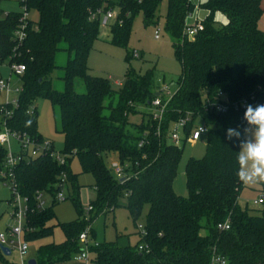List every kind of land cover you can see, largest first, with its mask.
I'll use <instances>...</instances> for the list:
<instances>
[{"label": "trees", "instance_id": "trees-1", "mask_svg": "<svg viewBox=\"0 0 264 264\" xmlns=\"http://www.w3.org/2000/svg\"><path fill=\"white\" fill-rule=\"evenodd\" d=\"M163 1L164 31L172 39L181 74L158 124L144 111L154 99H164L154 87L151 73L138 75L130 70L122 88L114 91L107 79L89 74L87 58L99 31V20L92 19V13L116 10L110 42L126 49L133 19L141 14L144 26L153 24ZM25 4L37 14V21L29 20L20 44L12 33L21 13L9 12L0 18V64L25 68L19 78L18 106L13 109L0 104L12 110V116L1 122L41 142L35 102L48 100L59 111L60 154L65 163L60 165L46 154L22 158L15 167V184L26 200V227L30 229L23 238L35 242L52 236V207L37 209L36 195H51L55 200L62 172L73 186L72 201L78 213L77 220L59 224L63 243L38 247L36 264L64 263L81 251L78 236L87 224L78 208L76 176L71 174L66 157H76L81 172L93 176L96 197L91 205L95 215L123 206L135 223L148 206L144 231L137 229L138 243L90 246L93 264H212L214 255L225 264H264V183H259L263 201L258 214H250L237 202L244 186L236 176L239 141L226 139L229 127L245 125L243 103L264 104V32L258 28L264 11L261 0L204 1L198 6L206 12L203 30L192 40L183 35L185 19L194 10L190 0H26ZM219 13L226 22L216 27ZM61 43L65 49L59 48ZM61 50L68 53V60L62 68L64 89L59 92L52 89L49 75L56 68L55 54ZM130 57L127 52L126 61ZM76 78L83 80L85 93L74 91ZM219 92L223 94L219 100L230 108L226 113L205 111L207 102L215 101ZM31 108L33 115L28 114ZM136 114L147 119L131 124L128 118ZM186 117L185 136L198 124L207 128L206 150L201 159L187 161V197H180L173 190V180L182 149L170 144L167 135L174 122ZM111 153L122 167V178L106 164ZM5 157L6 150L0 146V174ZM121 199L126 200L124 205ZM225 222L229 229L219 230L217 226ZM5 257L0 251V261L5 262Z\"/></svg>", "mask_w": 264, "mask_h": 264}, {"label": "rangeland", "instance_id": "rangeland-1", "mask_svg": "<svg viewBox=\"0 0 264 264\" xmlns=\"http://www.w3.org/2000/svg\"><path fill=\"white\" fill-rule=\"evenodd\" d=\"M194 5V10L186 17L185 25L194 26L197 22H201L206 12L200 9L199 4L206 0H190ZM261 6L264 10V0H261ZM17 0H1L0 1V18H3L9 12H20ZM116 10H113V14ZM166 14V2H162L156 12V17L153 24L144 26L142 23V16L138 14L132 22V29L128 39L127 48L117 47L111 44L110 28L115 23L116 18L109 19L105 24L103 23L104 14L99 17V31L97 40L93 43L91 51L87 58V67L89 74L94 77H101L108 80L111 88L114 91L122 88L126 74L132 70L138 75H144L147 72L152 74L154 87L160 88L163 85L168 86L172 94L177 89V83L181 74L180 64L174 59L172 39L164 31ZM29 20L36 22L37 14L29 11ZM226 18L222 14L216 16V27L225 24ZM260 29L264 30V11L259 20ZM155 32L158 34V39L154 38ZM59 48L65 49L64 43L59 45ZM127 52L131 56L126 61ZM137 53V57L132 54ZM68 60V53L64 50L58 51L55 54L54 62L56 68L49 75L52 89L56 91H63L64 83L61 79L63 75V67ZM0 78L9 80L11 85H20L19 80L10 72L7 62L0 64ZM73 89L76 93H85V85L83 80L76 78L73 81ZM14 94L10 95L12 99ZM8 102L3 92H0V104ZM36 107V129L42 138L49 139L52 142L53 149L60 153L63 149V137L60 134V120L59 111L57 107H53L48 100L37 99ZM140 110V109H139ZM145 113L149 114V109H144ZM108 111H104L106 115ZM0 115V135H5L4 126L1 123ZM129 122L131 124H139L141 121L147 119L141 114L130 115ZM198 122V121H197ZM174 125H171V129ZM180 138L183 139L181 132H178ZM8 152L9 150L14 154H19L21 147L19 143L13 139L8 144L2 146ZM182 149L181 158L177 167L176 175L173 180V190L180 197H187L185 166L190 158L201 159L206 150L205 136H202L196 143L186 142L180 147ZM69 169L72 175L76 176V185L78 188V208L82 211L81 217L88 227V238L90 245L92 243H110L116 242L119 246H134L138 243L139 237L137 234V226L144 227L145 218L148 211V206L145 205L142 209L140 217L135 223L130 218L125 207L120 206L113 211L99 213L89 212L88 208L92 207L91 202L95 200L96 194L94 191V178L91 174H83L80 169L79 162L76 157L68 158ZM117 161L116 154L111 153L106 158V164L110 168L111 163ZM111 169V168H110ZM64 200L56 201L52 199L51 195H44L42 200L45 207H52L54 219L50 222L53 225V234L35 242H26L28 250L25 253V260L35 259L38 247L46 244H61L65 237L59 224L73 222L78 219V213L73 205V186L70 182L62 188ZM11 190L5 183L0 180V233L6 234L7 229L13 227L16 222L12 219L14 208L18 205L11 200ZM261 197L259 183L255 185L244 184L239 197L238 204L241 208L247 209L250 214H258L257 211L261 205H253V201ZM121 205L126 203L125 199H121ZM21 207L25 204L21 201ZM93 218L91 222L88 220ZM85 228V229H86ZM84 229V230H85ZM201 235L204 232L201 231ZM21 240L24 241L23 235ZM81 248L83 244L79 243ZM73 255L67 262L69 264L77 263ZM5 259L10 264L19 263V254L16 249H12L9 256ZM68 264V263H67Z\"/></svg>", "mask_w": 264, "mask_h": 264}, {"label": "built area", "instance_id": "built-area-1", "mask_svg": "<svg viewBox=\"0 0 264 264\" xmlns=\"http://www.w3.org/2000/svg\"><path fill=\"white\" fill-rule=\"evenodd\" d=\"M21 5L20 11V19L19 24L16 29L12 33V37L17 44H20L26 37V29L29 22V11L25 4L26 0H17ZM101 14H104L103 23L105 24L109 19L115 17L116 14H113V10H107L103 12L102 9L96 10L92 13V19H98ZM203 30V25L201 22H197L194 26L184 25L183 27V35L188 39L192 40L199 32ZM155 39H158V34L155 32ZM134 57H137V53H133ZM11 74H13L17 79L22 76L25 68L21 64H11L9 66ZM159 91L163 94L162 98H156L151 102L149 106V116L152 121L157 122L158 124L162 121L163 115L167 106V103L172 98V93L169 90L168 86L163 85L159 88ZM0 92H3L6 96L5 104H9L13 109L17 108V97L21 92V86L11 85L9 80H3L0 78ZM14 94V97L11 99L10 95ZM223 98V94L219 92L217 94V99L213 102H207V107L205 111H213L215 113H226L230 108V105L222 103L220 100ZM220 99V100H219ZM234 108H237V105H233ZM242 108L245 107V103L241 105ZM29 115L34 114V110L31 108L28 111ZM0 115L4 118H10L12 116V110L7 109V107H0ZM189 122V117L183 118L174 122L172 125L173 128L168 131V142L175 147H181L183 142L196 143L202 136H205L207 133V128L203 124H198L194 126V129L188 136L184 134V128L186 124ZM5 129V135H0V146H4L8 144L11 139L17 141L21 147V151L19 154H14L10 150L6 152L5 162L3 170L0 174L2 181L8 186L12 192L11 201L14 200V203L18 206L14 208L12 213V219L16 222V224L7 229L6 234L0 233V246L8 248L11 252L12 249H16L19 254V263L18 264H28L29 260H25L24 256L28 250L27 243L21 240V236L29 232L30 229L26 227V200L22 198L16 188L15 179H14V170L15 167L21 162L22 158H36L39 155H50L53 157L60 165L65 163V158L60 153L56 152L53 149V145L49 140H42L41 142L34 141L30 136L26 133H20L16 131H12L7 128L4 122H1ZM178 132H181L183 139L179 137ZM143 142H140L142 145ZM111 171L117 178L123 177L122 167L117 163H111ZM67 182L66 173L62 172L58 178V186L61 188L55 196L56 201L64 200V196L62 193V188ZM42 195H36V203L37 209H42L45 207V203L42 200ZM25 204L24 207H21L20 202ZM263 201V197L261 196L258 200L253 201V205H261ZM88 211H92V207L88 208ZM219 230H228V222L223 224H219L217 226ZM138 231L143 232L144 228L140 225L137 226ZM88 227L78 236V242L84 245V248H81V251L76 254L75 260L78 262H82L83 264H93L92 254L89 251L90 246L97 247L98 243H92L90 245V240L88 238ZM141 249V247L139 248ZM212 264H225V260L219 256L214 255L212 257Z\"/></svg>", "mask_w": 264, "mask_h": 264}, {"label": "clouds", "instance_id": "clouds-1", "mask_svg": "<svg viewBox=\"0 0 264 264\" xmlns=\"http://www.w3.org/2000/svg\"><path fill=\"white\" fill-rule=\"evenodd\" d=\"M243 127L226 130V139L239 141L236 176L246 185L264 183V104L245 105Z\"/></svg>", "mask_w": 264, "mask_h": 264}, {"label": "water", "instance_id": "water-1", "mask_svg": "<svg viewBox=\"0 0 264 264\" xmlns=\"http://www.w3.org/2000/svg\"><path fill=\"white\" fill-rule=\"evenodd\" d=\"M0 251L1 253L4 255V256H9L10 255V251L8 248H5V247H1L0 246ZM28 264H36L35 260L34 259H31L28 261Z\"/></svg>", "mask_w": 264, "mask_h": 264}, {"label": "crops", "instance_id": "crops-1", "mask_svg": "<svg viewBox=\"0 0 264 264\" xmlns=\"http://www.w3.org/2000/svg\"><path fill=\"white\" fill-rule=\"evenodd\" d=\"M262 7V6H261ZM258 28L260 29V27H259V23H258ZM261 31H263L264 32V30H262V29H260ZM44 140H49V139H45V138H43ZM49 141H51V140H49ZM52 143V142H51ZM112 163H117V161H114V162H112ZM77 263H73V264H83L82 262H78V261H76ZM69 264V262H64V263H59V264ZM0 264H10V263H8V261L6 260L5 262H3V261H0Z\"/></svg>", "mask_w": 264, "mask_h": 264}]
</instances>
